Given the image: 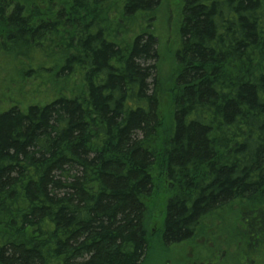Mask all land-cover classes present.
I'll return each mask as SVG.
<instances>
[{"label": "trees", "instance_id": "trees-1", "mask_svg": "<svg viewBox=\"0 0 264 264\" xmlns=\"http://www.w3.org/2000/svg\"><path fill=\"white\" fill-rule=\"evenodd\" d=\"M163 1L0 0V264H264V0Z\"/></svg>", "mask_w": 264, "mask_h": 264}, {"label": "rangeland", "instance_id": "rangeland-1", "mask_svg": "<svg viewBox=\"0 0 264 264\" xmlns=\"http://www.w3.org/2000/svg\"><path fill=\"white\" fill-rule=\"evenodd\" d=\"M180 5L181 0H164L162 6L159 9L160 14L156 25H158L157 37L160 38L159 47L161 49L164 48V44H167L169 40L173 42V33L168 32L166 25H177V22L180 21ZM15 64H17V60L14 61L13 65ZM1 66H4V64H2ZM15 71L16 67H13L12 65H9L8 67L3 69H1L0 67V80L3 75H6L7 77L11 76V78H14ZM7 81L8 80L5 79V81H1L0 84L6 86ZM25 87V90H27L28 84L25 85ZM4 108L5 106L0 107V113ZM185 248V244L171 246V248H169L168 250H165L163 248L161 249L159 246H156L153 250L152 257L148 264H180L178 262V259L186 257L187 249ZM256 255L258 254L256 253L255 255H253V258H250V260L254 262L253 264H257L258 262L260 264H263V259L257 258ZM229 264L232 263L229 261Z\"/></svg>", "mask_w": 264, "mask_h": 264}, {"label": "flooded vegetation", "instance_id": "flooded-vegetation-1", "mask_svg": "<svg viewBox=\"0 0 264 264\" xmlns=\"http://www.w3.org/2000/svg\"><path fill=\"white\" fill-rule=\"evenodd\" d=\"M221 236L218 230H209L206 234L199 235L193 233L190 244L184 243L187 249L186 257L179 258L178 262L180 264H224L225 261H230L233 258V251L228 255L223 246L220 247ZM253 255L255 254H251L250 257ZM253 263L249 259L248 264Z\"/></svg>", "mask_w": 264, "mask_h": 264}]
</instances>
